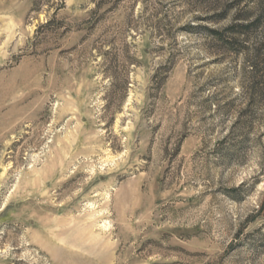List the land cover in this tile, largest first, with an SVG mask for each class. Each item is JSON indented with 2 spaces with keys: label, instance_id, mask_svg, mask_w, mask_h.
I'll list each match as a JSON object with an SVG mask.
<instances>
[{
  "label": "rangeland",
  "instance_id": "374dc122",
  "mask_svg": "<svg viewBox=\"0 0 264 264\" xmlns=\"http://www.w3.org/2000/svg\"><path fill=\"white\" fill-rule=\"evenodd\" d=\"M264 0H0V264H264Z\"/></svg>",
  "mask_w": 264,
  "mask_h": 264
},
{
  "label": "trees",
  "instance_id": "16d2710c",
  "mask_svg": "<svg viewBox=\"0 0 264 264\" xmlns=\"http://www.w3.org/2000/svg\"><path fill=\"white\" fill-rule=\"evenodd\" d=\"M261 209H264V200L262 202Z\"/></svg>",
  "mask_w": 264,
  "mask_h": 264
}]
</instances>
